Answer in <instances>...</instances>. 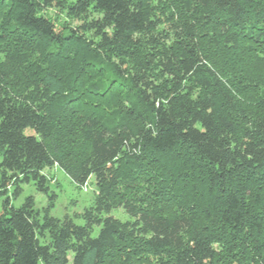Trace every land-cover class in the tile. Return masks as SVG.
<instances>
[{
  "label": "trees",
  "instance_id": "obj_1",
  "mask_svg": "<svg viewBox=\"0 0 264 264\" xmlns=\"http://www.w3.org/2000/svg\"><path fill=\"white\" fill-rule=\"evenodd\" d=\"M183 3L204 34L191 27L176 47L159 42L134 71L120 58L116 80L96 88L104 101L115 85L126 103L116 102L120 112L106 122L78 95L54 99L55 66L34 63L31 54L39 49L54 64L74 57L83 72V53L103 52L90 48L92 36L121 57L161 24L148 0H0V264H113L114 253L125 264L143 255L159 264H240L236 251L247 243L264 255V214L248 204L264 198V103L238 102L226 77L253 91L264 82V0ZM51 9L77 25L61 24ZM174 152L203 168L211 197L205 225L195 215L137 210L129 200L118 206L130 220L110 215L124 167L126 180L143 177L144 160ZM54 164L77 185L94 180L97 195L82 226L46 214L40 220L32 197L10 204L9 190L16 197L22 183L47 193L43 171ZM44 233L49 241L41 243ZM217 244L232 252L221 255Z\"/></svg>",
  "mask_w": 264,
  "mask_h": 264
},
{
  "label": "rangeland",
  "instance_id": "obj_2",
  "mask_svg": "<svg viewBox=\"0 0 264 264\" xmlns=\"http://www.w3.org/2000/svg\"><path fill=\"white\" fill-rule=\"evenodd\" d=\"M148 5L152 12L157 15L161 24L156 30L137 36V48L121 49V57H119L120 55L115 56L117 47L102 49L98 40L92 36H90V39H92L91 41L94 45L90 48H100L103 52L99 53L100 57L92 52L83 53L85 65H83L82 59L78 62V65L84 68L83 72H77L78 68L74 65V57L55 61V65L53 63L54 60L52 62L51 58L45 59L43 54L38 53L41 52L39 49L34 50L33 54H31L34 63L38 62L43 66H50L49 63H52L51 66H55V77L58 83L56 90L59 91V94L55 93L54 99L59 98L63 101L69 96L78 95L88 102H93L95 108H98V110L94 109L96 112L94 114L98 115L100 113L102 119L110 122L113 120L115 111L120 112L115 103L126 105L120 96L115 97L122 91L119 90V87L110 85L111 94L104 101H99L101 97L97 95L96 88L109 86L111 80H116L114 65L120 58L134 71V66L141 61L143 56L150 54V51L160 50L159 42H163L165 45L168 44V46L175 45L176 47L178 41H186V30L191 27H195V30H198L200 34H204L199 16L191 15V12L186 10L183 0H148ZM46 13L50 17H57L58 21L67 27L77 25V22L71 21L63 11L59 12L51 9L47 10ZM201 41H207L206 35ZM72 51L71 49L70 52L72 53ZM85 60L89 62H85ZM226 77L232 83L228 85H233L234 91H239L236 95L238 102L241 104H248L253 101L264 103V82L256 91H253L249 83H233L230 74L226 75ZM120 82L117 83L121 84ZM198 92L195 91L194 96ZM85 147V144L80 143V151ZM184 156L174 152L151 160H144L140 166L144 170L142 173L143 177L138 173V175L128 180L125 179V176L126 173H129V166L124 167L123 174L125 176H123V181H120L114 190V205L118 206L123 200H129L128 202L132 203L137 210H154L158 214L169 217L195 215L198 218L197 220H199V226L205 225L204 212L211 206V197L208 196V190L205 185L204 171L200 164L188 158L184 159ZM43 174L46 177L49 188L47 193L39 192L33 182L22 183L20 192L16 197L12 196L14 188L9 190L8 198L10 204L14 208H18L27 197H32L34 209L38 213L40 220L46 214L55 219H71L79 226L84 225L81 215L85 209L93 205L97 195L93 178L82 186L77 185L56 164L48 166L43 171ZM261 194L264 197V192ZM253 199L248 204L255 205L253 207L258 211V216H263L264 198L263 201H258V203ZM110 215L121 221L131 219L124 209L119 206ZM96 233L97 229L93 234L95 235ZM39 240L41 243L48 242V235L44 233L43 238L40 237ZM254 245L253 243H247L245 246L238 247L236 252L239 255V260L237 262L240 264H264L263 253L257 255L258 252L253 247ZM216 247L219 253L225 257L232 252V249H227V246L225 247L223 244H217ZM113 259V264H125L126 262L125 258L117 253L113 254ZM127 264H159V262L155 257L143 255L136 261H129Z\"/></svg>",
  "mask_w": 264,
  "mask_h": 264
},
{
  "label": "snow or ice",
  "instance_id": "obj_3",
  "mask_svg": "<svg viewBox=\"0 0 264 264\" xmlns=\"http://www.w3.org/2000/svg\"><path fill=\"white\" fill-rule=\"evenodd\" d=\"M41 2L43 3L44 2V0H41ZM52 3H56V0H52ZM196 126V128H198V129H200V125L199 124H196L195 125ZM202 132H204L205 130L204 129H200Z\"/></svg>",
  "mask_w": 264,
  "mask_h": 264
}]
</instances>
